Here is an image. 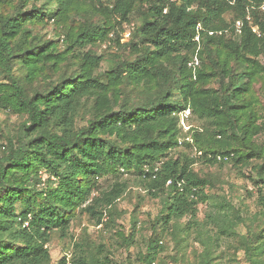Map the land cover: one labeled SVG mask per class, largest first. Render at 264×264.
<instances>
[{
  "label": "trees",
  "instance_id": "obj_1",
  "mask_svg": "<svg viewBox=\"0 0 264 264\" xmlns=\"http://www.w3.org/2000/svg\"><path fill=\"white\" fill-rule=\"evenodd\" d=\"M51 1L57 3L55 11L46 8ZM70 1L47 0L0 14V108L24 117L21 136L14 143L8 136L1 146L0 264H48L51 233L66 237L75 209L107 228L126 184L115 180L101 189L95 178L121 170L135 175L148 195L162 197L136 263L155 264L164 248L161 235L183 217L188 220L182 229L188 231L190 223H197L198 204L208 199L210 180L193 164H246L250 156L240 154L235 143L250 144L253 135L264 133V120L256 124L248 101L253 81L264 71V0H113L111 7L102 0H80L111 14L117 24L129 23L133 13L140 17L131 32L136 41L116 40L136 56L113 64L106 83L94 72L101 57L84 48L104 42L114 24L88 21L65 33L63 54L50 40L40 43L28 26L43 17L67 18ZM236 20L242 21L239 30ZM69 51H76L75 61H69ZM194 53L200 59L195 66L189 64ZM62 63L70 65L65 69L76 66L69 72ZM48 68L56 79L33 86ZM212 78L219 79L218 87L208 86ZM122 82L136 87L135 98L124 90L120 94ZM88 99L91 117L75 128V114ZM186 107L210 121L209 127L191 129V141L179 127L178 113ZM180 137L184 146L193 147L191 153L172 154ZM251 150L264 160V145ZM40 173L46 174L44 180ZM257 175L264 182V161ZM132 237L123 236V242L129 245ZM210 246L201 264H218ZM74 247L59 264H109L106 255L91 250L88 236ZM240 247L251 264H264V226L243 237Z\"/></svg>",
  "mask_w": 264,
  "mask_h": 264
},
{
  "label": "rangeland",
  "instance_id": "obj_2",
  "mask_svg": "<svg viewBox=\"0 0 264 264\" xmlns=\"http://www.w3.org/2000/svg\"><path fill=\"white\" fill-rule=\"evenodd\" d=\"M46 2L47 0H0V14L5 15L18 7L26 10L33 4L38 6ZM112 2L113 0H102V5L111 7ZM137 3L140 4V2ZM47 7L55 11L56 1H51ZM226 18H230L228 14H226ZM106 20L114 24V32L109 33L104 42L89 44L84 48V50H91L93 54L101 57L94 72L100 75L101 80L106 83L105 75L113 67V64L136 56L131 48L120 46L116 40L119 43H126L129 38L136 41L137 38L133 34L131 35V32L140 24L138 13H133L130 16L129 23L117 24L115 17L111 14L106 16L88 2L71 0L67 18L62 16L60 19L49 20L43 17L42 22L28 24V26L40 43L50 40L51 44L55 45L57 50L63 54L65 33L78 30L84 22L101 23ZM72 52L76 51L67 52V56L70 55V62L75 61L73 57L75 53ZM194 57L199 62L198 55L194 53L192 61H194ZM261 59L264 64V58ZM67 66L70 65L64 66L62 63V70L68 69L70 72L76 65L65 69ZM56 76L57 74L51 68L45 69L39 73L33 86L36 87V83L44 86L45 83L54 81ZM218 84L219 79L212 78L208 86L218 87ZM117 88L120 89V94L123 90L126 94H131V98H135L134 94L138 93L136 87L131 90L132 86L123 82ZM121 98L122 95H119V99ZM248 101L256 118V124H260L264 120V71L253 81ZM91 104L92 99L83 100V104L75 114V128L87 124L91 117ZM189 111L190 114L187 118L183 119L179 116V127L183 136H190L192 128L200 129L203 126L209 127L210 124L209 119L193 114L191 109ZM23 121L22 115L0 108V155L2 154L1 146L7 142L8 136L11 137L13 143L16 136H21ZM186 126H189L190 129L186 130ZM179 141L182 142L183 139L180 137L178 143ZM262 145H264V133L260 131L253 135L250 144H243L239 141L235 143L240 154L250 156L246 164L229 161L208 165L202 160L193 164L194 171L210 180L205 188L208 199L198 204L197 223H190L188 231L182 229V225L188 220L187 217H183L177 221L176 227L166 230L161 235V245L164 248L156 256L155 264H201L202 252L207 243L211 245L209 250L212 256H215L214 263L251 264L244 254V249L240 246L243 237L254 235L264 226V182L260 181L257 175V165L262 164L264 160L261 154L251 150ZM191 150H193L192 146L186 147L179 143L172 154L176 155L182 151L191 153ZM40 176L44 180L46 174L40 173ZM134 176L121 170L115 174L107 173L95 178L96 184L101 189L109 188L115 180L126 184L124 193L114 205L112 222L108 224L107 228H103L101 225H95L93 219L86 212L79 208L75 209L70 213L68 235L61 238L56 231L51 233L47 244L50 254L48 264H59L64 255L66 258H70L75 249L74 243L81 242V239L86 236L89 237L91 250L100 254L101 257L106 255L109 264L137 263L138 254L146 249L148 238L152 233L153 218L161 207L162 197L154 198L148 195L138 185V180ZM37 186V188H43V185ZM97 194V192L92 193L91 197L97 196ZM16 209H19L18 203ZM132 217L136 221L134 227ZM104 218H107V215H104ZM222 229H227V231L222 232ZM159 230L158 227V232ZM131 233L133 234L132 241L127 245L123 242V236L128 237Z\"/></svg>",
  "mask_w": 264,
  "mask_h": 264
},
{
  "label": "built area",
  "instance_id": "obj_3",
  "mask_svg": "<svg viewBox=\"0 0 264 264\" xmlns=\"http://www.w3.org/2000/svg\"><path fill=\"white\" fill-rule=\"evenodd\" d=\"M261 8L264 9V6H261ZM247 19H249V16H247ZM241 26H242V21H241V20H236V21H235V28H236V30H239ZM252 30H253V31H256V28L253 27ZM189 64H190V65H194V64L197 65V64H198V60H197V58L194 57V61H191ZM178 114H179V116H181L183 119H184V118H187V117L189 116V114H190L189 108L186 107V108L182 109ZM186 127H187L186 130H189V129H190L189 126H186ZM184 139H185V140H188V141H191L190 136H185ZM179 143L181 144L182 142L179 141ZM197 154H200V152H197ZM218 159H220V157H218ZM152 177H154V175H152ZM25 224H27V223H25Z\"/></svg>",
  "mask_w": 264,
  "mask_h": 264
}]
</instances>
